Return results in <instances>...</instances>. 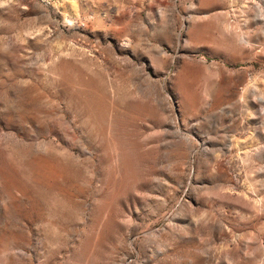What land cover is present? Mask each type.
Instances as JSON below:
<instances>
[{"label":"rangeland","instance_id":"rangeland-1","mask_svg":"<svg viewBox=\"0 0 264 264\" xmlns=\"http://www.w3.org/2000/svg\"><path fill=\"white\" fill-rule=\"evenodd\" d=\"M0 264H264V0H0Z\"/></svg>","mask_w":264,"mask_h":264}]
</instances>
